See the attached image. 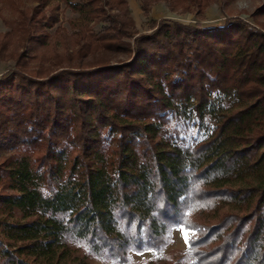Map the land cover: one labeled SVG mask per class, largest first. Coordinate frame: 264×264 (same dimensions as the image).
Wrapping results in <instances>:
<instances>
[{"label":"trees","instance_id":"16d2710c","mask_svg":"<svg viewBox=\"0 0 264 264\" xmlns=\"http://www.w3.org/2000/svg\"><path fill=\"white\" fill-rule=\"evenodd\" d=\"M0 1L21 44L62 1L75 33L98 25L79 50L126 56L42 73L17 54L0 73V264H126L173 226L194 233L173 264H264V32L160 17L137 33L127 0Z\"/></svg>","mask_w":264,"mask_h":264},{"label":"rangeland","instance_id":"374dc122","mask_svg":"<svg viewBox=\"0 0 264 264\" xmlns=\"http://www.w3.org/2000/svg\"><path fill=\"white\" fill-rule=\"evenodd\" d=\"M43 0H21V8L29 10L37 2ZM110 2H112L110 0ZM129 15L133 17V26L137 33H146L151 30L153 20L157 22L160 17H166L173 20H179L185 23H199L204 25H219L226 18L237 17L246 23L247 27L264 32V14L257 12L264 3V0H208L206 6L201 10L192 6L189 10H183L177 0H127ZM58 9L56 15L59 18L52 25L43 26V28L33 30L32 35L22 44L18 40V34L12 31L16 18L15 13L4 2L0 1V73L15 68V56L18 54L28 67L40 69L42 73L58 68L59 65L74 66L75 64L95 63L98 60H109L114 63L125 56L124 53L100 52L92 53L90 46L86 45L79 50L78 44L88 42L89 40L80 39L87 37L89 28L98 29V25L87 23L82 26L79 33H75L74 28L70 27V21L78 18V12L70 10L62 1H57ZM116 4V1L112 2ZM149 3L148 11H144L143 6ZM56 4L49 1V5ZM46 5L44 8L48 9ZM118 9L115 7L111 12ZM37 17H42L38 14ZM45 18V19H44ZM47 17L40 18L41 23L45 22ZM89 27V28H88ZM89 43V42H88ZM13 52V53H12ZM39 67V68H38ZM211 97L215 104L221 106L228 104L225 95L218 92H212ZM193 132L195 130L193 129ZM187 233L188 239L193 236L192 230L182 226H173L170 231L169 242L163 247L160 253L153 250L129 251V259L126 264H173L172 259L182 254L187 249L184 234ZM75 250L74 247H70ZM73 255L81 256L84 254V248L77 249ZM163 255L164 259L153 262L155 256ZM86 264H116L95 258L88 255Z\"/></svg>","mask_w":264,"mask_h":264},{"label":"snow or ice","instance_id":"6c2138e0","mask_svg":"<svg viewBox=\"0 0 264 264\" xmlns=\"http://www.w3.org/2000/svg\"><path fill=\"white\" fill-rule=\"evenodd\" d=\"M184 239H185V242H186V243L189 242L187 233L184 234Z\"/></svg>","mask_w":264,"mask_h":264}]
</instances>
